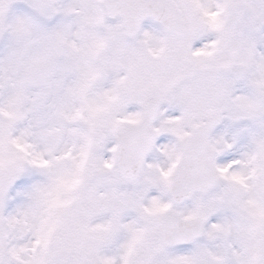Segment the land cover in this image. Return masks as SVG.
I'll return each instance as SVG.
<instances>
[{
	"label": "snow or ice",
	"instance_id": "snow-or-ice-1",
	"mask_svg": "<svg viewBox=\"0 0 264 264\" xmlns=\"http://www.w3.org/2000/svg\"><path fill=\"white\" fill-rule=\"evenodd\" d=\"M0 264H264V0H0Z\"/></svg>",
	"mask_w": 264,
	"mask_h": 264
}]
</instances>
